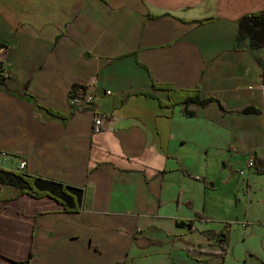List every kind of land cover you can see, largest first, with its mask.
<instances>
[{
	"label": "crops",
	"instance_id": "0c3cea01",
	"mask_svg": "<svg viewBox=\"0 0 264 264\" xmlns=\"http://www.w3.org/2000/svg\"><path fill=\"white\" fill-rule=\"evenodd\" d=\"M263 10L264 0H0L1 167L21 159L23 172L84 190L67 213L0 184V264H264V46H236L239 19ZM91 81L93 102L71 112L68 95ZM152 82L198 87L228 112L163 108L168 92ZM247 106L259 113L238 112ZM227 224L223 251L215 233Z\"/></svg>",
	"mask_w": 264,
	"mask_h": 264
},
{
	"label": "trees",
	"instance_id": "16d2710c",
	"mask_svg": "<svg viewBox=\"0 0 264 264\" xmlns=\"http://www.w3.org/2000/svg\"><path fill=\"white\" fill-rule=\"evenodd\" d=\"M246 38L249 40L250 48H261L264 46V10L248 13L239 19L236 46ZM7 46V44L0 41V86L4 85L6 78L9 77L7 70L3 65V55ZM260 63L262 66L264 82V62L260 61ZM152 86L154 89H164L167 91V101L156 98L152 93L144 92L143 94L148 97L156 98L163 108H174L179 106L186 116H193L196 114L194 107H191L192 105H195L196 107H205L212 103H216L222 112H228L220 101L216 98L203 95L198 87L181 90L175 88L171 84H157L155 82H152ZM238 112H241V114H250L256 112L259 113V110L254 106H247L238 110ZM255 158L256 168L260 171L261 168L259 163L261 162V159L257 156H255ZM0 184L14 186V188H16V198L24 195L36 199L44 197L51 198V200L61 205L63 210L67 211V213L78 212L84 203L83 188L71 186L62 181L53 180L50 177L39 176L21 170H7L0 167ZM192 223L193 221L191 219L176 220L177 226H191ZM228 226L229 224L225 226L223 231L215 233L218 238L217 242H219L223 251H226ZM28 261L29 257L23 261V264H27Z\"/></svg>",
	"mask_w": 264,
	"mask_h": 264
},
{
	"label": "built area",
	"instance_id": "2783aa9c",
	"mask_svg": "<svg viewBox=\"0 0 264 264\" xmlns=\"http://www.w3.org/2000/svg\"><path fill=\"white\" fill-rule=\"evenodd\" d=\"M93 81L89 82L87 85H83V87H77L74 89L70 95H68V103L70 108L72 109L71 112L79 111L84 106L91 104L94 100L95 94L92 91ZM261 91L264 92V86L261 87ZM103 117L101 114H94L93 119V127L92 132L97 133L101 132L103 129ZM5 156L7 154L3 151H0V167L4 164ZM15 157V156H14ZM14 157H12L14 159ZM18 169L21 171L25 169L26 162L24 160L18 159ZM255 163V158L253 155H249L247 158L246 165L247 167H252ZM199 179V177H196Z\"/></svg>",
	"mask_w": 264,
	"mask_h": 264
},
{
	"label": "rangeland",
	"instance_id": "374dc122",
	"mask_svg": "<svg viewBox=\"0 0 264 264\" xmlns=\"http://www.w3.org/2000/svg\"><path fill=\"white\" fill-rule=\"evenodd\" d=\"M262 52L264 53V47H263V49H262ZM200 179V178H199ZM202 180V179H201Z\"/></svg>",
	"mask_w": 264,
	"mask_h": 264
}]
</instances>
